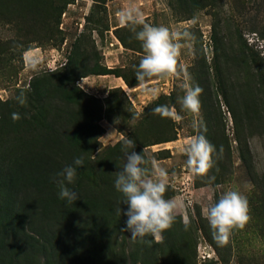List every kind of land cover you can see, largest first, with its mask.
<instances>
[{
    "label": "rangeland",
    "instance_id": "374dc122",
    "mask_svg": "<svg viewBox=\"0 0 264 264\" xmlns=\"http://www.w3.org/2000/svg\"><path fill=\"white\" fill-rule=\"evenodd\" d=\"M130 4L144 13L148 23L191 34V39L181 41L176 74L144 85L137 82L134 65L144 51L135 33L122 26L116 16ZM55 19L52 16L47 21L53 23ZM59 30L58 43L45 40L32 43L31 50L24 53L16 49L0 54V206L6 199L3 174L24 154H41L43 143L48 145L43 140L46 132L34 121L22 133L13 125L6 127L3 115L22 114L17 96L23 93L22 107L27 110L34 86L40 83L42 91L50 93L48 100L57 118L50 137L57 138L67 130L60 115L68 120L77 114V109L62 114L63 104L56 91L59 81L50 75L63 73L68 63L75 75L92 71L95 66L114 69L135 85L128 87L134 92L123 90L132 107L126 104L123 112L116 97L110 98L109 111L102 114L110 118L99 122L104 134L98 139L96 154L115 147L126 137L133 139L135 151L144 149L146 156L168 171L165 198H176L181 206L162 240L133 242L130 233L121 229L103 241L106 249L100 251L99 257L94 255V264H264V0H74L62 15ZM18 36L12 23L0 21V46L9 47L8 43ZM84 57L88 62L81 61ZM208 71L213 82L211 98L205 94L201 80ZM108 79L90 75L80 78L76 85L103 101L110 92ZM185 83L202 89L197 114L182 109ZM149 87L158 88L155 98L146 93ZM166 98L169 99L163 104L174 107L182 116L180 121L152 112ZM42 100L36 99L34 105L40 107L47 102ZM167 124L170 129L166 136L176 139L160 143V130ZM146 129L151 130L149 139L154 144L144 148L136 136ZM196 135H204L216 149L213 167L204 176L189 173L186 156L180 151ZM119 152L105 166L112 175L123 164V154ZM227 190H236L247 198L249 219L219 242L213 238L206 209ZM30 259L27 264L46 262L40 253ZM59 264L70 261L63 257Z\"/></svg>",
    "mask_w": 264,
    "mask_h": 264
},
{
    "label": "trees",
    "instance_id": "16d2710c",
    "mask_svg": "<svg viewBox=\"0 0 264 264\" xmlns=\"http://www.w3.org/2000/svg\"><path fill=\"white\" fill-rule=\"evenodd\" d=\"M73 2L74 0H0V21L12 23L19 32L18 38L8 43L9 47L0 46V54L16 49L24 53L31 50L32 43L41 44L45 40L58 43L56 34L61 33L59 26L62 15ZM52 16L56 18L53 23L47 21ZM88 60V57H84L81 61ZM68 64L63 73L56 71L50 75H55L59 81L56 91L59 102L63 104L62 114L77 109L78 117H74L77 114H72L71 118L64 120L60 115L61 122L67 127L65 135H61V138L59 135L57 138L50 137L57 118L55 108L48 100L50 93L42 91L40 83L29 93V108L26 110L22 105L19 106L21 120H11L13 112L10 116L6 115V118L3 115L6 127L13 125L16 130L20 128L21 133L33 121L36 122L46 132L43 140L48 144L45 147L43 143L41 154L31 151L24 154L3 174V186L6 189V199L3 206H0V259L3 264H27L36 253L45 255V264H59L63 257L70 264H94V255L99 257L100 251L104 252L106 249L102 245L103 241L124 228L126 217L115 214L122 196L113 186L115 176L111 174V169L105 168L113 156L120 154L123 141L103 153L96 154V147L98 139L104 134L99 122L110 118L109 114L102 115L104 110L109 111L110 98L116 97L121 111L126 104L130 107L132 104L121 88L111 89L102 101L85 93L76 82L90 75H114L122 78L130 89L135 85L125 75L116 74L114 69L103 70L95 66L92 71L75 75L72 69H68ZM201 80L205 86V94L211 98L213 82L210 72H206ZM119 95L124 98L120 99ZM36 99H43L42 103L47 99V102L36 107ZM168 99H162L157 105ZM167 129H170L168 124L160 130V143L176 139L166 136ZM150 133L151 130L146 129L143 134L136 136L144 148L154 144L149 139ZM76 157L82 158L84 163L82 168L77 169V178L69 187L77 191L80 198L69 204L58 198L59 189L53 182V177ZM120 207L124 209L127 206L121 204ZM112 256L111 254V262L114 261Z\"/></svg>",
    "mask_w": 264,
    "mask_h": 264
},
{
    "label": "clouds",
    "instance_id": "9594fccd",
    "mask_svg": "<svg viewBox=\"0 0 264 264\" xmlns=\"http://www.w3.org/2000/svg\"><path fill=\"white\" fill-rule=\"evenodd\" d=\"M116 16L122 26L129 27L135 33V39L141 42L144 54L135 68V78L141 85L151 80L166 79L177 71V57L183 47L181 41L191 39L187 31H171L167 26H156L145 21L144 13L134 5H128ZM137 26H139L137 30ZM190 79V76H186ZM185 94L181 99L182 109L197 114L200 111V94L202 89L198 85L183 84ZM146 93L156 97L158 88L149 87ZM19 104L25 103L23 93L17 96ZM161 118L180 121L182 116L174 107L157 105L152 109ZM12 118H20L19 113H13ZM136 143L133 139L124 138L121 144L123 164L114 173L113 186L121 194L120 203L127 207L122 209L118 205L115 214L123 215L124 228L121 231L130 233L129 239L141 243L160 241L163 234L175 222L176 212L181 206L176 198H165L168 186V171L161 167L152 157L146 156L144 149L135 151ZM180 151L186 156L185 166L194 176H204L213 167V155L216 149L204 136L191 137ZM83 159L76 157L71 164L65 165L55 173L53 182L59 191L58 198L73 204L80 198L79 193L69 185L77 178V169L82 168ZM214 179V177L212 178ZM207 221L213 230V238L224 242L234 227L240 226L249 219L247 198L236 190H227L207 209ZM185 227L188 221H184ZM150 237L151 240L146 239Z\"/></svg>",
    "mask_w": 264,
    "mask_h": 264
},
{
    "label": "crops",
    "instance_id": "0c3cea01",
    "mask_svg": "<svg viewBox=\"0 0 264 264\" xmlns=\"http://www.w3.org/2000/svg\"><path fill=\"white\" fill-rule=\"evenodd\" d=\"M108 79V83L111 84V86L109 87V89H115V88H121L123 89L125 92H134L133 90H129L128 86L125 84V82L123 81L122 78H117V77H107ZM133 101V100H132Z\"/></svg>",
    "mask_w": 264,
    "mask_h": 264
}]
</instances>
